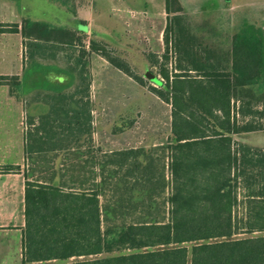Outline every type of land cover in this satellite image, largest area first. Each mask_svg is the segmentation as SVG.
I'll return each instance as SVG.
<instances>
[{"label": "trees", "instance_id": "trees-1", "mask_svg": "<svg viewBox=\"0 0 264 264\" xmlns=\"http://www.w3.org/2000/svg\"><path fill=\"white\" fill-rule=\"evenodd\" d=\"M50 1L65 5L68 0ZM164 7L173 14L167 28L181 6L178 0H164ZM176 30L177 67L183 72L171 78L163 67L160 87L150 88L173 106L175 142L169 146L168 196L159 202L150 191L146 200H135L125 191L111 206L100 199L111 178L109 172L100 175L102 183L93 182L91 170L72 173L65 153L59 170L51 166L44 174L38 158L31 161L30 157L35 169L30 172L34 178L29 171L23 172L21 264H264V234L234 236L240 230L264 231V146L232 137L264 129V32L245 22L231 36L229 51L222 53L201 43L186 25ZM5 31H20L31 57H48L47 50L71 47L73 69L79 63L85 74L86 57L94 52L137 83H144L126 61L109 53L105 40L90 37L87 47L82 36L85 30L26 15L20 27L0 23V32ZM164 41L168 49L167 33ZM59 73H65L66 79H59ZM68 76L62 69L35 63L24 74H0V84L8 85L12 93L20 92L29 77L37 86L57 89L70 84ZM88 83L85 78L83 84ZM58 96V102L66 97ZM65 106L61 109L69 118L59 117L50 126L56 133L68 132L74 121L80 124L79 116L70 118ZM53 114L60 116L58 110ZM125 152L111 154L113 172H119V164L128 159L122 156ZM115 154L120 155L116 162ZM126 168L124 174H132V167ZM1 169L6 172L19 166ZM160 175L163 191L161 170Z\"/></svg>", "mask_w": 264, "mask_h": 264}, {"label": "rangeland", "instance_id": "rangeland-1", "mask_svg": "<svg viewBox=\"0 0 264 264\" xmlns=\"http://www.w3.org/2000/svg\"><path fill=\"white\" fill-rule=\"evenodd\" d=\"M179 1L181 10L175 13L178 15L173 18L170 26L166 28L173 14H168L165 11L164 0H78L79 6L87 11L79 14V21L85 22L81 18L88 19H86L87 23L79 24L78 28L85 30L84 26L87 27L82 33L84 44L87 47L90 37L98 40L104 37L107 39L109 53L126 61L135 73L142 75L145 69H149L160 78H162L160 69L163 67L167 68L171 78L175 74L183 72L182 69L177 67L178 53L174 47V41L178 37L177 26L186 25L192 33L197 35L201 43L214 48L215 52L222 53L229 51L231 47L230 36L235 34L245 22L264 32V0ZM67 2L71 9H75L74 0H68ZM50 4L53 6L52 3ZM9 11L10 6L7 3L0 4V19L14 20L15 17L9 14ZM63 15L66 16L67 14L64 13ZM46 17L49 18L50 15L47 14ZM99 23L107 28V33L102 34ZM165 33L169 38L168 49H165ZM10 37L13 39L9 40L7 36L0 34V58L3 55L1 52L13 51L14 64L12 69L20 70L21 68L22 70V67L32 64L36 58H29L28 49L20 45L19 35ZM10 45L12 46L10 47ZM71 50V47L47 50V56L53 57L54 55V58L47 57L42 62L51 65L54 62L59 63L70 71V66L75 62ZM165 54L167 58H165ZM77 65L79 80L73 82V84L82 86L85 78L87 79V74L80 71L79 63ZM189 74H195V72L191 71ZM142 77L144 79L143 85L129 80L126 74L109 66L107 74L103 76L102 80L100 79L102 86L107 90L105 96L107 97L108 109L104 112V118L111 123L110 132L118 133L122 131V128L132 130L134 127L135 132L133 134L140 139L139 141L142 140L143 147L142 152H133L132 156L129 157L132 161L129 165L133 169L132 174L130 172L124 174V170L128 165L120 166L121 170L115 173L113 172L115 165L110 164L112 170H109V175L111 178L107 179L105 194H102L100 199L103 203L111 206L115 205L118 194H123L125 191L129 195L132 194L131 198L135 200H146L145 194L151 191L154 193L152 194L154 199L159 202L164 200L170 192L171 174L169 164L171 154L169 146L175 142L171 132L173 106L171 100L167 102L151 91L152 86L159 88V85L144 76ZM137 84L141 85V88H138ZM43 91L41 93L45 94L44 97L47 100L50 99L51 95ZM14 94L20 96L21 93L16 91ZM39 95L40 93H35L30 98L34 100ZM33 128L30 125L29 129L32 130ZM47 133L41 151L43 156L38 166L45 171L44 174L51 166L56 171L60 168V156L54 157V159L50 157L54 153L53 150L62 151V148L69 147V143L56 140L64 138L63 135L68 132L65 133L64 131V134L53 135L54 133L52 134L47 129ZM232 137L237 141L246 142L253 146H264V129L232 134ZM117 156L116 154L112 156L113 161H117ZM30 160L32 161L33 158ZM133 162H135V165H133ZM33 169H35V166L31 164L30 172ZM160 170L164 174L165 189L163 191L160 190L163 182V177L159 176ZM30 172L29 175L31 176ZM124 175L134 176L135 180L131 178L132 180L127 184L123 180ZM31 178H34V176H31ZM54 181L56 183L57 178ZM238 187V198H241L240 185ZM237 213L238 215L241 214L240 208H238ZM126 219H129V216ZM260 234H264V231L247 232L240 230L234 236L243 237ZM0 246L8 247L6 256L9 261H13L20 253L21 240L19 233L12 229L8 231L0 229Z\"/></svg>", "mask_w": 264, "mask_h": 264}, {"label": "crops", "instance_id": "crops-1", "mask_svg": "<svg viewBox=\"0 0 264 264\" xmlns=\"http://www.w3.org/2000/svg\"><path fill=\"white\" fill-rule=\"evenodd\" d=\"M74 2L75 9H71L70 6H68V2L63 5L50 0H43L41 2L40 0H0V4L7 3L10 6L9 14L15 17V19L11 21L1 18L0 23H18L20 27L22 18L29 15L32 18L55 21L69 27L71 30H77L79 29V14L87 11L79 6L78 0H74ZM50 3H52L53 6ZM64 13L67 15L64 16ZM47 14L50 15L49 18L46 17ZM81 19L86 21L87 18ZM95 22L98 23V21ZM99 27L103 34L108 32L107 28L102 24H100ZM86 29L87 27H85V30ZM0 34L7 36L9 40L13 39L10 36L19 35L18 39L20 45L24 47L23 42L26 38L22 36L20 31H5L0 32ZM102 39L105 41L107 40L104 37ZM11 46L12 45H10V47ZM1 53L3 55L2 58H0V74H24L25 70L30 69L35 63L48 66L51 65L50 63L44 64L42 62V60L47 57L34 54L32 57H35L36 60L32 64L22 67V70L20 68L21 71L14 70L12 69L14 64L12 56L13 51ZM32 57L29 56V58ZM52 58H54V55L51 59ZM86 59L87 72L85 74H87V79L89 80L87 85L81 86L73 84V82L79 80L77 75L78 65H75V69H73L71 65V70L69 71L61 64H56L55 62L51 66L62 69L68 73L70 83L68 86H62L57 89L37 86L31 83L28 77L27 82L24 83L21 88L20 96H16L10 91L8 85L0 84V229L7 231L12 229L17 231L20 238L21 228L24 224L23 194L25 177L23 172L24 170L30 172V157H37L39 166L41 157L43 156L41 151L44 147L45 137L48 134L47 129H50L52 123L55 121V124H57L56 120L59 117L64 121L69 118L62 111V105H66L65 107L68 109L70 118H72V114L79 116L80 124L76 121L72 122L68 133L63 135L64 138L56 139L59 142L69 143V147L62 148V151L54 149V153L50 157H52V159L59 156L62 158L65 156V153H68L72 173L80 172L88 174V171L91 170L95 173L93 182L100 181V183H102L103 178L101 179L100 175L102 176L103 173H105L108 176L109 169L111 168V154L126 151L122 156L128 159L120 163V167L131 165L129 157L133 152L143 151L142 140L139 141L140 139L133 134L135 132L134 127L132 130H124V128H122L121 132L111 133V123L104 118V112L108 109L107 97L105 96L107 90L102 86L100 79L102 80L103 76L107 74L109 66L120 72L122 71L97 53H89ZM27 75H29V73ZM57 75L61 80L67 77L65 73H63V75L61 73ZM141 76L148 78L155 84H158L161 79L149 69H145ZM129 80L133 79L129 77ZM134 82L137 83L136 81ZM137 85L138 88H141V85ZM42 90L50 94L51 98L47 100L44 97L45 94L41 93ZM35 93H40L39 97L31 100V95ZM59 94L60 96L62 94V96L65 95L66 97H62L64 99H60L61 101L58 102ZM56 110L60 112V116H54L53 111ZM30 120L32 121L29 123ZM30 125L34 127L32 130L29 129ZM49 131H51L52 134L54 133L53 135L64 134L63 132L56 133L51 129ZM112 143L114 144L111 145ZM147 144H145V146H147ZM118 156L120 157V155ZM3 165H18L19 169L2 172L1 168ZM59 165H63L61 160ZM133 165H135V162H133ZM131 178L135 180L133 177L129 176H124L123 180L129 183L130 180H132ZM7 249L8 247L6 246H0V264H21V248L18 257L13 259V261H9L7 258Z\"/></svg>", "mask_w": 264, "mask_h": 264}, {"label": "flooded vegetation", "instance_id": "flooded-vegetation-1", "mask_svg": "<svg viewBox=\"0 0 264 264\" xmlns=\"http://www.w3.org/2000/svg\"><path fill=\"white\" fill-rule=\"evenodd\" d=\"M178 2H179V4H180V1H179V0H178ZM178 12H179V11H178ZM171 14H172V13H171ZM231 36H232V35H231ZM231 36H230V37H231ZM230 41H231V38H230Z\"/></svg>", "mask_w": 264, "mask_h": 264}]
</instances>
